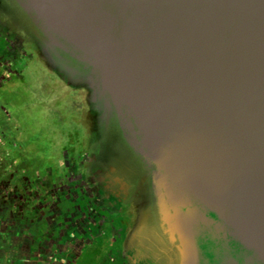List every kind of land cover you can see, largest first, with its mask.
<instances>
[{"label": "water", "instance_id": "1", "mask_svg": "<svg viewBox=\"0 0 264 264\" xmlns=\"http://www.w3.org/2000/svg\"><path fill=\"white\" fill-rule=\"evenodd\" d=\"M0 16L95 133L128 241L199 264L208 210L264 264V0H0Z\"/></svg>", "mask_w": 264, "mask_h": 264}, {"label": "rangeland", "instance_id": "2", "mask_svg": "<svg viewBox=\"0 0 264 264\" xmlns=\"http://www.w3.org/2000/svg\"><path fill=\"white\" fill-rule=\"evenodd\" d=\"M34 72L65 118L72 106L55 95L49 73L0 40V264H109L102 228L89 223L75 176L79 107L72 101L73 125L49 110L36 115L23 95ZM45 139L58 140V149Z\"/></svg>", "mask_w": 264, "mask_h": 264}, {"label": "flooded vegetation", "instance_id": "3", "mask_svg": "<svg viewBox=\"0 0 264 264\" xmlns=\"http://www.w3.org/2000/svg\"><path fill=\"white\" fill-rule=\"evenodd\" d=\"M0 40L17 53L35 57L34 45L2 16H0ZM76 125L80 130L78 144L81 151L75 176L86 198L85 204L90 215L89 223L102 228L109 264H161L160 258L156 259L150 251L137 247L127 240L133 219L129 197L115 186L110 191H106L100 185L99 172L104 169V164L99 154L96 135L79 121H76ZM206 216L210 221L199 224L198 235H202L207 240L211 237L215 244H219L215 250L216 264H224L230 257L236 259L239 264L247 259L252 260L249 264H257L254 253L230 236L227 230L222 228L223 222L220 219L208 210ZM201 262L202 257L199 264ZM203 263L208 264L209 261L204 260Z\"/></svg>", "mask_w": 264, "mask_h": 264}, {"label": "crops", "instance_id": "4", "mask_svg": "<svg viewBox=\"0 0 264 264\" xmlns=\"http://www.w3.org/2000/svg\"><path fill=\"white\" fill-rule=\"evenodd\" d=\"M33 75H34L33 84L29 85L27 87V89L25 90V92H23V95L25 96V99H26L25 103L30 104V106H29L30 109L36 110V115H42L45 112V110H49L52 114H54L56 117H58L59 120H61V118H63V114L61 112L62 110L59 111V109L57 108L58 106L55 103H53L54 101L51 102V99L48 98L47 89H46V87H44V86H46L45 85L46 83L43 80H41L42 77L40 75V72L37 74H36V72H34ZM52 83L54 85L53 88H54L55 95L57 97L59 96V98L61 97L62 100L66 99V101L71 104L72 109H73L69 114L65 115V118H63L62 123H64V125H65V123H68L69 125H73V122L76 118V111H77L76 107L72 104V101H70L69 98H67L64 95H62L61 93H59L55 81ZM16 97L20 98L21 94H18ZM60 102H61V100H60ZM62 104H63V102H62ZM8 105L11 106L12 105L11 102H8ZM60 126L61 125L58 124L55 129H58L57 131H59L61 128ZM41 140L44 141L43 139H41ZM45 140H47L48 142L51 141L48 146H50L54 150L58 149V146L60 145L59 143H56V142H59L58 140H56V139H45ZM42 145L47 146L44 144H42Z\"/></svg>", "mask_w": 264, "mask_h": 264}, {"label": "trees", "instance_id": "5", "mask_svg": "<svg viewBox=\"0 0 264 264\" xmlns=\"http://www.w3.org/2000/svg\"><path fill=\"white\" fill-rule=\"evenodd\" d=\"M197 237V243L202 256L201 264H204V260H208V264H216L217 260L215 258V250L219 247V244H215V242L210 239L211 237L209 238V240L205 239V237H203L202 235H198Z\"/></svg>", "mask_w": 264, "mask_h": 264}]
</instances>
